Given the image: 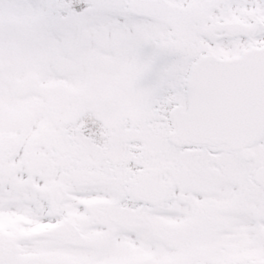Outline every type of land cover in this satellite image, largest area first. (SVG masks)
<instances>
[{
  "label": "snow or ice",
  "instance_id": "1",
  "mask_svg": "<svg viewBox=\"0 0 264 264\" xmlns=\"http://www.w3.org/2000/svg\"><path fill=\"white\" fill-rule=\"evenodd\" d=\"M0 264H264V0H0Z\"/></svg>",
  "mask_w": 264,
  "mask_h": 264
}]
</instances>
